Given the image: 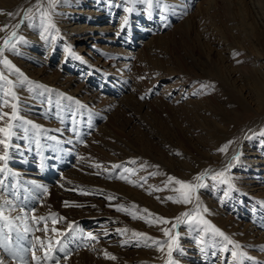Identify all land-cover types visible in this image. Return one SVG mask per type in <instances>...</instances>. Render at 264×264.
<instances>
[{"label": "rangeland", "instance_id": "obj_1", "mask_svg": "<svg viewBox=\"0 0 264 264\" xmlns=\"http://www.w3.org/2000/svg\"><path fill=\"white\" fill-rule=\"evenodd\" d=\"M35 3L0 0V28L9 26L0 31V43ZM55 11L54 42L41 40L39 29L25 22L18 30L27 40L18 46L20 55L6 53L29 80L52 90L15 89L20 115L56 137L41 138L37 149L35 130L28 138L17 130L12 143L19 147L9 161L14 175L7 181L15 193L10 188L6 194L29 203L36 216L65 217L59 229L76 222L78 229L65 235L68 241L77 236L68 247L81 246L67 262L54 253L61 264H165L166 247L158 252L132 235L162 242V229L180 234L174 264H231L230 252L213 247L210 235L198 246L187 225L158 223L154 217L175 223L191 206L164 200L175 195L170 190L152 189L163 188L169 176L192 181L205 170L222 169L237 152L231 170L236 191L224 197V186L206 180L199 198L209 210L204 218L241 245L242 264H264V0H154L151 15L146 4L130 0H61ZM223 147L226 152L219 151ZM113 165L136 169L130 179L141 186L114 179L122 168ZM65 201L81 206L66 207ZM117 205H136L141 218L116 211ZM89 232L98 242L80 241L78 235ZM28 235L44 238L42 231ZM105 251L116 259H106Z\"/></svg>", "mask_w": 264, "mask_h": 264}, {"label": "snow or ice", "instance_id": "obj_2", "mask_svg": "<svg viewBox=\"0 0 264 264\" xmlns=\"http://www.w3.org/2000/svg\"><path fill=\"white\" fill-rule=\"evenodd\" d=\"M61 0H36V3L26 10L23 11V16L19 22L12 27V31L8 33L0 43V65L3 69L0 70V194L3 195V200L0 202V249H3L6 255L0 256V264H61V258H58L54 253H63L62 259L67 262L72 256L73 252L77 250L81 245L77 244L76 248L68 247L69 243L74 242L77 236H73L72 241H68L65 235L66 231L72 232L78 229L76 222L67 223L66 229H59L56 227L57 224L63 223L65 217L57 216L56 213H50L47 217L36 216L35 208L27 202H18L19 198H9L6 194L9 189H12L13 194L15 193V185H10L7 181L8 178L13 176L14 173L9 168V161L13 158L11 150L18 148L19 145L12 143L13 138L18 135L17 130L22 129L25 133L24 138H28V133L35 130L33 133V140L37 149L41 148V138L56 140V137H49L43 134V130L33 122L25 119L20 115L22 101L15 91L16 88L24 89L25 87L29 92L33 89H43L45 92H51L52 90L46 88L43 85L32 82L29 80L12 62L7 58L6 53L20 55L19 45L26 44V38L19 34V29L25 22L28 23L29 27H37L39 29V36L41 40L49 42V38L54 42L59 36V31L56 28L53 17L56 15V8ZM132 3H142L147 5L149 15H151V9L154 5V0H130ZM158 4L159 0H155ZM124 12L131 14L134 9L132 7H124ZM9 16L13 14L9 13ZM19 16V13L16 14ZM38 22V23H37ZM128 23V16L124 17L123 27ZM9 26L0 28V31L8 32ZM65 52L71 53L70 48H65ZM5 70L7 75H5ZM9 76H15L16 80L9 79ZM209 87L208 85H201V89ZM43 94V93H41ZM194 95L196 93H193ZM63 98L62 93H58ZM31 98V97H30ZM69 101L73 98L66 97ZM143 99V97H141ZM78 107H83L80 102L74 101ZM3 108H10V112L2 111ZM79 135L78 132L75 133ZM260 135L264 136V130ZM255 135V133H252ZM250 138V137H249ZM231 143V142H229ZM221 152H226V147L219 149ZM240 154L237 152L234 154L224 168L219 170H205L204 172L197 174L193 177L192 181H182L180 179L169 176L167 181L164 183L163 188H154L152 191L170 190L175 195L164 197V200L171 201L172 203L182 204L186 208L191 206L189 210L182 212L180 215L174 217L175 223H172L168 219L154 217V219L161 224H170L172 229H176L180 224H185L188 228L196 233L195 243L199 245L207 244L206 237L209 235L213 240V247L218 248L220 252H230L232 261L231 264H242L245 259V253L241 251V245L230 239L225 233L215 226H213L207 219L204 218L205 214L209 210L204 207L199 198V190L208 187L205 183L206 180H211L212 186H224L226 190H223V196L228 197L234 191L236 186L233 182V175L231 174L232 168L235 166V162L239 161ZM130 163L135 164L136 161ZM99 167V165H97ZM113 170L116 168H122L121 165H113ZM41 170L44 169V164L41 162ZM147 164L140 165V170H145ZM136 169L122 168V171L115 175L114 179L124 180L125 182L132 184L133 186L140 187L139 183H135L130 177L134 175ZM154 175V174H149ZM145 181L147 178L142 177ZM37 189H42L47 194L48 189L40 184H34ZM80 194H90L87 190H81ZM148 194H151L149 191ZM109 200L113 199L108 197ZM65 206H81L70 204L65 201ZM136 205H130L126 208L124 205L115 206V210L118 212H124L130 215L133 219L141 218L136 210ZM141 212H147L146 209L140 210ZM12 213L17 215L12 216ZM31 214V225H29V215ZM151 216L152 214L149 213ZM51 222V227H49ZM146 223L149 221L145 220ZM43 225L40 228L39 225ZM36 231H42L44 238L40 236H33L29 238V233ZM121 234L126 233L127 229H117ZM164 236L167 238L164 241H156L151 237H147L144 233L133 232L134 237L143 238V246L151 247L155 246V250L158 252H164L165 247L167 248V259L165 264H174L173 251L179 247V236L178 232L172 233L168 229H162ZM51 233V235H50ZM105 235H108L105 232ZM57 237H65L64 240ZM78 238L81 242L84 241H97L99 238L93 233L89 232L86 235L79 234ZM216 238H219L218 240ZM151 241V244L149 243ZM84 246H87L85 244ZM136 246H141L137 243ZM231 246V247H229ZM200 251L204 252L205 247L201 246ZM31 252V261L26 259V253ZM106 259L115 260L116 257L111 256L108 252H104ZM247 259H251L247 257Z\"/></svg>", "mask_w": 264, "mask_h": 264}]
</instances>
